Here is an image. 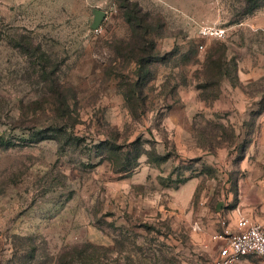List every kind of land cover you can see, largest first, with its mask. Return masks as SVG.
Returning a JSON list of instances; mask_svg holds the SVG:
<instances>
[{"label":"rangeland","instance_id":"rangeland-1","mask_svg":"<svg viewBox=\"0 0 264 264\" xmlns=\"http://www.w3.org/2000/svg\"><path fill=\"white\" fill-rule=\"evenodd\" d=\"M130 1L159 52L150 72L119 50L133 32L122 0H0V264H214V234L232 221L216 205L244 170V142L216 96L263 61L264 0ZM52 72L71 104L65 120ZM57 121L62 137L31 138ZM135 142L167 160L127 166Z\"/></svg>","mask_w":264,"mask_h":264},{"label":"crops","instance_id":"crops-1","mask_svg":"<svg viewBox=\"0 0 264 264\" xmlns=\"http://www.w3.org/2000/svg\"><path fill=\"white\" fill-rule=\"evenodd\" d=\"M263 61L260 59L253 61L249 64L250 68L247 71L237 75L236 81L228 82L227 80L223 87L224 94L219 95L214 109L229 113L228 117L236 121L232 128L239 136V140L244 142L241 163L245 174L243 175L239 170L233 172L232 178L227 183L228 202L230 203L225 204L219 201L216 205L218 213L223 212L225 216H230L232 220L230 226H234L237 217L241 214L264 222ZM261 104L260 109H257ZM246 136L247 139H244ZM220 154L222 159L224 151ZM222 206L231 207L230 211H227L228 214H225Z\"/></svg>","mask_w":264,"mask_h":264},{"label":"trees","instance_id":"trees-1","mask_svg":"<svg viewBox=\"0 0 264 264\" xmlns=\"http://www.w3.org/2000/svg\"><path fill=\"white\" fill-rule=\"evenodd\" d=\"M246 2L249 4V6H252V9L257 7L258 0H246ZM122 6L127 8L125 15L127 17V20L132 25V36H131V46L126 48H120L119 50L124 51L125 55L128 58L133 59L137 65L140 72L148 71L150 72V64L153 62L159 61V52L156 51V44L154 39L151 37L152 30L150 28V23L147 20L145 14H142L141 8L139 9V5L135 2H132L130 0H122ZM264 32V30H263ZM155 52V53H153ZM44 63H42L41 71L43 73H46V61L44 59H41ZM217 68H219V73L222 75V77H232L233 75H230L228 72H222V63L218 64L216 62ZM48 74V73H47ZM45 74V78L47 79V83L49 84V87L52 91L51 93V99L54 102L55 106V112L56 116L55 118H59L61 120H65V117H69L72 115L71 111V104L69 102V97L67 95H64L62 90L60 89L59 84V77L54 76L55 72H52V74ZM138 78L141 76V73H139ZM50 79V81H49ZM144 79L141 77V80ZM237 80V75H234L233 80ZM209 80V79H207ZM50 82V83H49ZM58 83V84H57ZM221 79L216 81L215 84H221ZM219 86V85H218ZM60 87V88H59ZM217 95L216 97H218ZM125 98L127 100H131L129 94H125ZM202 99V98H201ZM67 132V127L62 124L61 122H58L51 126V128L48 127V129H41L39 131H36V133L33 134L31 137L33 140H44L47 138H60ZM4 138L1 136L0 141L3 142ZM7 142V141H6ZM4 142V143H6ZM133 151L135 152L130 158L129 157V151L127 153L128 157L126 158L125 162L127 166H131L135 162L139 160V158L143 155L148 156L151 160L161 163L167 160V155H161L160 153L156 152L155 148H152L148 150L147 148H141L138 142H135Z\"/></svg>","mask_w":264,"mask_h":264},{"label":"built area","instance_id":"built-area-1","mask_svg":"<svg viewBox=\"0 0 264 264\" xmlns=\"http://www.w3.org/2000/svg\"><path fill=\"white\" fill-rule=\"evenodd\" d=\"M200 33L206 36L222 37L225 36L226 30L204 27ZM221 225L222 230L213 237L219 244L214 264H237L250 255L257 257L260 264H264V222L241 214L237 217L234 226L226 223V219L221 221Z\"/></svg>","mask_w":264,"mask_h":264},{"label":"water","instance_id":"water-1","mask_svg":"<svg viewBox=\"0 0 264 264\" xmlns=\"http://www.w3.org/2000/svg\"><path fill=\"white\" fill-rule=\"evenodd\" d=\"M94 14H95V21L92 25V28L97 29L100 26L102 20L105 18L106 12L100 9H96L94 11Z\"/></svg>","mask_w":264,"mask_h":264}]
</instances>
